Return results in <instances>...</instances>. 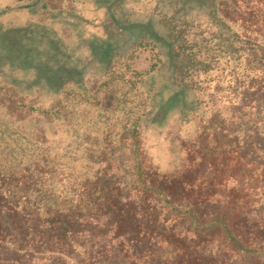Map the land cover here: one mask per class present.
Returning a JSON list of instances; mask_svg holds the SVG:
<instances>
[{
	"label": "trees",
	"instance_id": "trees-1",
	"mask_svg": "<svg viewBox=\"0 0 264 264\" xmlns=\"http://www.w3.org/2000/svg\"><path fill=\"white\" fill-rule=\"evenodd\" d=\"M123 4L108 1L92 44L107 66L93 89L44 64L65 76L62 96L33 107L51 131L15 121L28 97L0 80L17 99L0 100V264L264 261V0ZM136 48L152 53L150 68L130 62ZM11 59L0 54V70ZM158 72L173 89L169 116ZM173 121L179 137L159 152ZM174 150L178 161L160 164Z\"/></svg>",
	"mask_w": 264,
	"mask_h": 264
},
{
	"label": "rangeland",
	"instance_id": "rangeland-1",
	"mask_svg": "<svg viewBox=\"0 0 264 264\" xmlns=\"http://www.w3.org/2000/svg\"><path fill=\"white\" fill-rule=\"evenodd\" d=\"M108 1L110 0H62L55 7L44 4L45 1H42L29 8L30 0H0V35L4 34L0 36V54L10 58L16 57L11 59L12 62L1 66L0 80L15 84L14 88L18 95L28 97L25 100L28 106L23 103L25 106L18 109L19 114L13 115L15 121L20 122L21 119H25L22 126L26 130L36 132L37 128H43L47 132L54 128L53 125L42 120L36 108L33 109L34 106L49 107L54 98L63 95V93L59 95L55 84L63 81L65 76L46 74L43 68L45 63L52 62L53 68L57 66L55 61L58 60L60 64L58 69L62 74L68 73L72 80L77 79L75 70L79 71L80 77L84 79L83 83L86 81V86L89 85L91 89L95 87L94 80L103 79L106 75V63L93 53L92 44L97 45V40L105 35L102 22L106 15ZM129 4H135V0H124L123 7ZM136 49L132 53L133 58L130 62L133 60L134 66L140 70L150 68L154 62L152 53L144 51L143 48ZM136 52H138L137 55ZM141 63L147 65L140 66ZM153 83L155 88L160 90L159 105L167 111L168 116L171 115L174 108V102L170 100L173 93L172 86L164 75H159V72L154 76ZM70 85L74 87L77 82ZM5 88L3 85L0 86V100L5 102L3 106L7 107L17 99L12 89L6 93ZM182 96V102H187L192 97L188 91ZM35 118L40 121H34ZM178 137V128L173 121L165 136L158 140L161 145H158L156 150L164 152V146L170 143L173 146ZM178 159L179 153H175L174 150L170 158L160 160L161 163L158 162L166 164L169 160V165H174ZM119 165L129 175L135 165L132 146L120 152ZM213 206L205 210L204 215L207 219L215 215L216 208ZM220 207H222L221 204ZM247 264H264V261Z\"/></svg>",
	"mask_w": 264,
	"mask_h": 264
},
{
	"label": "crops",
	"instance_id": "crops-1",
	"mask_svg": "<svg viewBox=\"0 0 264 264\" xmlns=\"http://www.w3.org/2000/svg\"><path fill=\"white\" fill-rule=\"evenodd\" d=\"M43 0H30V5H29V8H31V7H34V6H36V5H38V4H40V2H42ZM142 65H147V64H144V63H141L140 64V66H142ZM139 66V67H140ZM141 68V67H140ZM143 68V67H142Z\"/></svg>",
	"mask_w": 264,
	"mask_h": 264
}]
</instances>
